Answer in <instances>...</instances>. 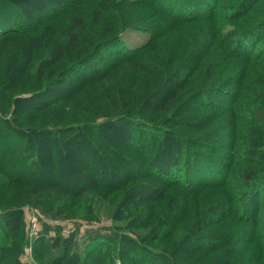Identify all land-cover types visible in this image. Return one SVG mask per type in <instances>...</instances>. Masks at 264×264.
<instances>
[{"label": "trees", "instance_id": "obj_1", "mask_svg": "<svg viewBox=\"0 0 264 264\" xmlns=\"http://www.w3.org/2000/svg\"><path fill=\"white\" fill-rule=\"evenodd\" d=\"M221 1L131 0L129 6L144 2L146 7L150 5L178 25H183L207 19L219 8L225 9L227 5ZM250 1L256 0H242L239 6L231 9L230 14L226 7L227 19H236L237 15H241L238 14L240 11L245 16L250 11ZM44 3L41 0L35 9L40 12L48 10L42 7ZM55 5L54 13L43 18L68 15L69 25L56 48V59L63 66L48 70L52 78L77 75L81 78L80 84H83L108 75L119 61L122 65L115 67L117 73L128 69L147 71L145 61L141 63L136 59L139 60L145 52L152 56L159 53L158 48L153 46V34L138 48L131 50L123 47L111 52V46L121 47L123 23L118 16L112 15L110 0H96L90 9L81 8L78 0H57ZM20 12L13 0H0V66L3 62L2 46L11 38L17 37L18 40L36 27L33 24L30 28L28 25L34 19H24ZM87 16L93 17L92 23L98 19L105 21L99 34L90 33ZM219 27L217 25L220 38L231 35L227 44L233 56L249 52L257 56L254 50L264 36V21L254 27L234 28L227 34ZM102 35L101 41L99 36ZM103 41L106 42L103 47L110 49L107 50L109 55L103 56L99 49ZM211 45L203 53L204 57L209 55ZM197 54L194 52L193 65L198 60ZM68 65L72 67L67 69ZM86 66L91 68L87 75L84 71ZM46 74L47 71L44 72ZM189 74L172 70L159 88L141 96L143 102H139L137 114L110 117L103 124L85 121L75 127L52 128L40 124L32 128L26 126L20 117L6 116L0 108V171L11 183L29 182L39 194L48 195L47 202L38 204H50L53 208L49 210L56 214L54 218L75 220L76 223L78 219H74L73 212L84 204L94 207L103 203L101 198L104 194L116 197L110 205L116 207V218H121V221L130 219L128 226L154 227V235L150 239L113 225L103 229L92 227L82 235L76 225L75 231L67 236L61 235L60 228H57L56 236L47 238L43 235L35 241L34 264H83L86 259H90L91 264H116L117 261L121 264H264V121L258 117L264 109L252 105V118L246 120L244 114L240 115L236 109L238 95L231 88V83L225 85L229 89L215 86L190 92L179 102V98L190 89ZM247 77V73H243V80ZM43 87L28 93L42 97L47 89ZM5 88L7 86H0V94L5 93ZM58 92L54 93L59 96L66 90ZM172 103L182 107L170 112L169 117L148 119L142 116L145 112H156V108L168 112ZM215 108H224L238 126L244 123L256 128H248L240 134L235 131L239 127L234 125L228 142L224 140L227 136L219 132L191 136L192 133H203L209 125L205 121H209L210 116L198 114L203 109ZM193 129L194 132L190 133ZM104 130H110L112 136L122 139V146L107 143L101 134ZM207 138L209 141H205ZM239 141L244 146L241 144L238 149L236 143ZM97 142H100L99 145ZM65 145L74 151L68 152ZM228 149L229 154L219 152ZM107 157L114 159L115 163L109 162ZM240 159L246 166L233 167L234 162ZM63 161L66 167L59 165ZM73 181H76L75 184ZM226 186L229 188L228 198L219 200V197H213L212 205L204 206L205 210L196 215L194 199L207 191L210 193L209 190ZM169 189H178L179 196L185 197V215L166 210L171 199L167 200L163 210L154 204L168 197L166 192ZM151 203L153 206L149 210H139ZM24 204L20 208L11 206L7 211H0V228L5 236L15 238L19 231L24 238ZM183 220L191 222L192 227L187 234H182L184 225L179 227ZM227 220L229 228L209 231ZM9 225L14 229L9 230ZM128 226L126 229H129ZM83 243L85 247L81 251ZM10 248L6 249L0 241V264H4L6 257L12 258L14 264H29L21 260L23 242L15 241ZM176 255L178 258H175ZM41 259L44 263L39 262Z\"/></svg>", "mask_w": 264, "mask_h": 264}, {"label": "rangeland", "instance_id": "obj_2", "mask_svg": "<svg viewBox=\"0 0 264 264\" xmlns=\"http://www.w3.org/2000/svg\"><path fill=\"white\" fill-rule=\"evenodd\" d=\"M13 1L20 8V16L22 18L27 19L28 17L34 19L33 23H30L28 26L31 28L34 24L36 27L30 33L27 32L25 35L19 37L18 40L17 37H14V39L11 38V41L4 44L1 48L3 62L0 66V86L5 85L9 90L5 88V93H8L6 95L5 93L0 94V108L5 111V115L8 117H20L26 126L33 128L41 124L49 125L52 128L75 127L85 121L103 124L107 118L117 115H135L137 114L136 110L139 102H143V97L141 96L149 94L156 90V88H159L169 72L174 69L184 73L190 72L189 75H191L190 89L179 98V102H182L190 92L192 93L215 86L229 89V86L227 85L226 87L225 85L231 83V88L238 95L236 109H238L240 115L244 114L246 120L252 118L250 112L252 105L264 109V36L259 39V42H257L258 46L254 50L257 56L256 54L254 56L252 52L240 56H233L227 44L231 39V35L229 37L224 35L221 38L217 35V30H219L217 25L220 26V31L223 30L222 32L227 34L234 28L254 27L260 22H263L264 0L248 2L249 4H247L251 8L245 16H243L244 12L240 11L238 14L241 15H237L235 17L236 19L229 20L226 17L228 12L226 7L229 9L230 14L231 9L239 6L242 0H222L221 3L227 5L225 9L224 7L219 8L217 13L212 14L207 19L186 22L183 25H178V23L157 9L150 8V5L146 7L144 2L138 5L136 4V6H129L131 5L129 3L131 0H110L113 4L110 7L112 15L118 16L123 23V32L120 35L121 47L111 46V52H114L116 49L120 50L123 47L131 50L138 48L145 44L151 38V34H153L155 36L153 46L158 48L159 53L152 56L149 52H145V54L140 55L139 60L136 59L141 63L145 61L147 71H136L134 69H128L127 67L128 70H121L117 73L114 71L115 67L122 65V62L119 61L108 75L98 77L95 80L83 84H80L79 79L81 78L77 75H74L77 79L73 78L74 76L70 78H52L51 75H48L50 68L53 69L58 65L63 66L56 59V48L57 43L61 40L69 25L68 15L54 16L49 19L43 18L54 13L57 0H44L45 3L42 7L44 9L48 8V10L45 9L41 12L35 9V5L41 3V0ZM78 1L81 8L84 6L85 9H90V7H93L94 2H96V0ZM86 18H88L90 23V33L95 32L99 34L105 21L98 19L97 22L92 23V16H87ZM102 37L103 35L99 36L101 41ZM105 43L103 41L99 45L103 56L109 55L107 52H110L107 51L110 50L108 47H103ZM210 44H212L210 46V53L204 57L203 53L209 48ZM194 52H198V60L193 65ZM69 66L67 69L72 67ZM90 70L91 68L85 67L84 71L86 75L91 72ZM45 71H47L46 76L44 75ZM245 72L248 77L243 80V73ZM68 83L71 84L66 87ZM38 87H43V89L47 88L42 93L45 95L42 97L39 95H29L32 90ZM64 90L66 92L63 93L62 91ZM55 91L62 92V94L58 96L54 93ZM6 97L8 100H5ZM171 105L172 107H169L170 110L168 112H163L162 109L156 108V112L152 114L151 112H145L142 116L148 119L169 117L171 115L169 113L176 110L181 104L177 107L174 106V103ZM39 106L43 107L38 110L37 107ZM223 110L224 108L203 109L198 115L203 117L210 116L209 121L208 119L205 121L206 123L209 122L208 128L199 134H193V129L190 131L192 133L191 136H202L207 132H219L227 136L224 140L228 142L229 132L231 130L234 131L232 126L239 127L235 131L237 133L240 132V134H244L248 128H256L255 126H249L244 123H240L239 126L236 125L229 112ZM258 117L264 121V112H259ZM101 134L107 139V143L112 144V146H122L121 143L124 142L122 139L112 136L110 130H104ZM205 141H209V139L207 138ZM99 143L97 142L96 144L99 145ZM241 144L244 146V143L240 141L236 143L238 149ZM64 148L68 152L74 151L70 146L65 145ZM219 152L226 155L229 154V149ZM108 161L112 164L115 163L114 159L111 158ZM243 164L246 166L240 159L234 162L233 167L239 168ZM59 165L62 167L67 166L65 161L59 163ZM73 182L75 184L76 181ZM209 191L210 193H207V191L205 195L196 196L197 199H194L196 202L194 206L196 215L201 213L204 206L206 208L208 204L212 205L214 198L219 197V200H224L229 197V188L227 186ZM166 194H169V196L154 204H158L156 206L161 207L163 210V207L167 204V200L171 199L166 210L169 209L173 213L182 214V216L185 215L187 213L183 206L185 197L179 196L180 191L178 189H169ZM41 196L34 185L29 184V182L11 183L9 178L0 171V211H7L11 206L20 208L25 203V206L23 205L22 207L24 212V238L19 231L15 234V238L8 235L5 236L3 230L0 228V241H2L6 249L10 248L15 241L23 242L22 262L34 264L33 250L35 241L43 235L47 238L56 236L57 228H60V233L63 236L74 232L76 225L81 235L85 234L86 230L92 229V227H102L103 229L111 225L121 230L125 229V231L130 233L135 231L136 234L143 238H149L154 235L152 234L153 225L147 228L144 224V227L137 228L136 225L128 226L131 223L130 219L121 221V218H116V207L110 205V202L116 198L114 195L103 194L101 198L103 203H97V206L94 207L84 204L80 209L75 210L73 217H75L74 219H78L76 223L75 220L54 218L56 214L50 211L53 208L50 204L43 206L38 204L47 202L49 196ZM152 206L153 203L143 205L139 210H149ZM43 210L49 211L45 213L42 212ZM85 219L90 221H86ZM186 220L181 221V225H179V227L183 225L185 227V231L182 234H187L192 227H190L191 222L188 223ZM0 222L2 223V220ZM126 226L129 229H126ZM8 228L9 230L14 229L11 225ZM221 228H229V220L218 223L210 228L209 231L211 232L212 230ZM84 247L83 243L82 249L80 248L81 251H84ZM59 248L62 247L59 246ZM215 254L218 255V253ZM175 258H178V256L176 255ZM43 261L44 259L39 260L40 263ZM91 263L90 259H86L83 264ZM4 264L14 263L12 258L6 257ZM116 264L121 263L117 261Z\"/></svg>", "mask_w": 264, "mask_h": 264}]
</instances>
